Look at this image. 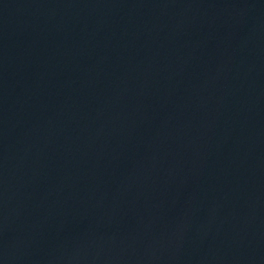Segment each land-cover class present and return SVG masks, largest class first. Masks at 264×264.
<instances>
[{
  "label": "water",
  "instance_id": "water-1",
  "mask_svg": "<svg viewBox=\"0 0 264 264\" xmlns=\"http://www.w3.org/2000/svg\"><path fill=\"white\" fill-rule=\"evenodd\" d=\"M0 264H264V0H0Z\"/></svg>",
  "mask_w": 264,
  "mask_h": 264
}]
</instances>
